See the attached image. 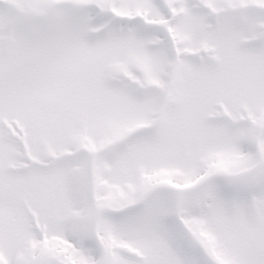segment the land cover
Instances as JSON below:
<instances>
[{"label":"snow or ice","instance_id":"1","mask_svg":"<svg viewBox=\"0 0 264 264\" xmlns=\"http://www.w3.org/2000/svg\"><path fill=\"white\" fill-rule=\"evenodd\" d=\"M0 264H264V0H0Z\"/></svg>","mask_w":264,"mask_h":264}]
</instances>
